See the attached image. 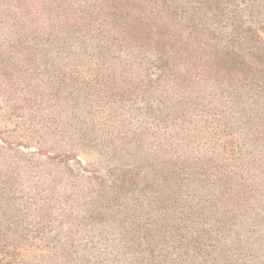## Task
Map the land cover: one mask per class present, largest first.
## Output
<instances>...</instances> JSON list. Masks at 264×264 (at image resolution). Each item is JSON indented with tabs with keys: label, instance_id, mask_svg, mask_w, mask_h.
Segmentation results:
<instances>
[{
	"label": "rangeland",
	"instance_id": "1",
	"mask_svg": "<svg viewBox=\"0 0 264 264\" xmlns=\"http://www.w3.org/2000/svg\"><path fill=\"white\" fill-rule=\"evenodd\" d=\"M24 1L0 0V26L15 22ZM69 1L73 8L91 9L92 0ZM166 1L186 11L207 2L208 21L218 18L225 32L242 14L240 20H247L234 0ZM260 1L254 11L263 13ZM79 45L81 52L92 53V41ZM69 94L63 100L68 104L40 114L45 104L28 109L21 99L0 93V264H138L135 260L149 242L164 244L155 253L187 258L181 264H264V142L253 141L240 121L231 123L232 129L237 126L232 137L222 139L216 122L209 120L215 98L202 100L197 109H184L181 124L170 119L157 125L130 103L117 109L119 116L108 119L105 112L98 119L92 109L78 107L82 97ZM56 97L52 100L61 99ZM248 104L250 113L263 118L264 99ZM109 125L157 131L159 137L147 140L158 147L154 157L145 152L142 140L119 136L114 142ZM244 149L241 172L227 173L225 165L236 163ZM200 156L204 174L198 175L197 187L178 168ZM213 165L217 169L212 171ZM195 189L198 200L189 208ZM223 215L230 226L205 237L210 246L192 247L191 240L205 239L185 229L186 222H203L202 217L215 226L214 220ZM11 250L15 258L6 253Z\"/></svg>",
	"mask_w": 264,
	"mask_h": 264
},
{
	"label": "trees",
	"instance_id": "2",
	"mask_svg": "<svg viewBox=\"0 0 264 264\" xmlns=\"http://www.w3.org/2000/svg\"><path fill=\"white\" fill-rule=\"evenodd\" d=\"M234 1L247 20H240L241 13L225 32V26L217 25L218 18L208 21L203 7L210 8L207 2L186 11L166 0H92L91 9L73 8L69 0H25L15 22L0 26V93L21 99L28 109L45 104L43 114L56 104H68L63 100L72 92L82 97L78 107L87 106L98 119L105 112L108 119L119 116L117 109L130 103L135 111H144L138 113L153 117L157 125L160 121L167 125L170 119L181 124L184 109H197L202 100L213 97L217 102L209 120L216 122L222 139L232 137L237 126L232 129L231 123L240 121L253 141L264 142V114L261 118L248 111L252 108L249 101L264 99V12H258L262 1ZM86 40L93 42L91 54L80 51L79 42ZM80 66L86 68L81 70ZM37 99L41 101L37 103ZM93 122L103 125L94 118ZM109 127L114 142L119 136L130 137L133 142L142 140L145 152L154 157L158 147L147 140L152 135L159 137L157 131ZM210 134L218 136L215 131ZM232 143L228 140L229 145ZM245 153L244 149L235 157L236 163L225 165L227 173L232 169L241 172L240 164L246 161L240 160L247 158ZM253 155L255 152L250 155L254 160ZM201 159H190L189 164L178 168L185 171L184 180L190 185L201 182ZM215 169L213 165L212 171ZM223 178L227 182L228 175ZM196 195L195 189L189 208H193L194 199L198 200ZM227 218L218 217L215 226L202 217L203 222H186L185 229L205 239L191 240L192 247L210 246L206 238L230 226ZM149 244L135 260L138 264H181L187 260L177 253H155L164 244ZM6 253L12 258L17 255L12 250Z\"/></svg>",
	"mask_w": 264,
	"mask_h": 264
}]
</instances>
